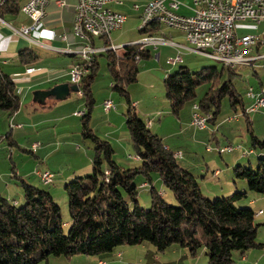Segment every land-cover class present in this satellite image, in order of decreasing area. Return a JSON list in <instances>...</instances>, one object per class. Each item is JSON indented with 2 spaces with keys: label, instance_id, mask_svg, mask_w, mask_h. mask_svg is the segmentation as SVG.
Returning <instances> with one entry per match:
<instances>
[{
  "label": "trees",
  "instance_id": "obj_1",
  "mask_svg": "<svg viewBox=\"0 0 264 264\" xmlns=\"http://www.w3.org/2000/svg\"><path fill=\"white\" fill-rule=\"evenodd\" d=\"M20 8L19 0H0V17L18 13ZM158 26L159 23H153L140 32L156 33ZM100 38L109 45L110 40L106 36ZM95 56L91 61L80 63L86 64L89 72L78 83L83 94L77 92L85 104L82 133L95 145L93 171L91 175L75 177L65 185L70 229L64 232L62 209L52 194L19 177L23 203L16 204L14 200L0 197V264H39L50 256L61 255L95 256L121 245L145 241L154 244L158 252L178 244L192 257L205 246L208 264H232L233 251L238 250L244 256L249 249L261 247L263 244L257 241L260 224L256 217L259 213L236 205V201L247 192L235 191L213 200L206 198L196 176L181 166L175 151L166 146L163 138L153 132L136 111L127 86L137 80L138 58L153 56L150 48H141L138 43L124 45L120 53H116V48L106 51L113 88L120 91L126 100V123L142 164L125 168L114 160L112 144L100 138L89 124L95 105L92 82L100 67ZM38 58L32 49L19 51V60L26 65ZM233 68L223 64L221 68L213 65L191 71L182 66L177 72L167 74L164 86L172 113L180 118L187 103L198 102L202 112L211 114L209 123L214 124L221 113L222 101L228 97L235 111L240 108L244 115H248L245 108L249 106H245L242 95L234 86L236 73ZM226 69L228 73L224 78ZM209 82L212 85L198 100V87ZM20 107L15 82L0 69V109L11 117ZM250 143L252 149L264 150V140L252 129ZM220 149L219 152L223 153ZM152 173H158L163 184L173 190L178 205L164 200L162 193L153 185ZM138 175H143L151 186L150 208H143L138 203L135 183ZM234 176L236 180H245L250 190L264 195V157L258 158L257 169L237 165ZM123 192L133 200V208L125 200Z\"/></svg>",
  "mask_w": 264,
  "mask_h": 264
},
{
  "label": "rangeland",
  "instance_id": "obj_2",
  "mask_svg": "<svg viewBox=\"0 0 264 264\" xmlns=\"http://www.w3.org/2000/svg\"><path fill=\"white\" fill-rule=\"evenodd\" d=\"M148 1L149 0H125L124 4L116 5L115 9L117 8L116 10L123 11L121 13L125 12L128 16V20L125 25L119 31L113 33V35H120L124 41H139V38H141V32L139 31L143 24L141 18L144 7L141 10L136 9L134 3H138L142 7V5L144 6ZM181 1L184 5L180 12L192 16L194 11L191 13V10L185 8V4L192 5L193 0ZM157 23H159V25H164L161 21H157ZM165 30L171 32L172 35L174 34L177 40L184 39L183 35L173 30V28L165 27ZM168 47L171 55L170 58L179 54L178 49L174 46ZM121 49L122 48L119 50ZM150 49L153 50V47L150 46ZM261 52L264 53V45L262 46ZM180 53L183 58L182 62L173 65L170 62L166 63L165 59H163L161 62L163 68L155 57V52L151 58L140 60L138 62L139 72L137 74V80L131 82L127 86L130 97L134 96L135 98H141L143 108L150 111L155 106L158 107L161 105L162 99H167L164 86L166 73H175L182 66L188 67L191 71H198L206 66L216 65L221 68L223 65L221 61L206 57L198 52L181 50ZM80 57L82 58V55H80ZM98 61L100 63L99 71L92 82L95 105L89 123L90 127L100 138L112 144L115 150L113 158L118 164L125 168L140 166L142 164L141 159L135 161L133 158H129V155L130 157H136L137 154L126 123L125 113L128 108L126 100L120 91L113 88V77L108 67L106 53L98 55ZM169 68L173 69L172 72L169 71ZM233 70L236 73L233 80L234 86L242 95L244 104L247 106L250 102V98L247 95L249 87H256L260 82H264V56L253 61L251 64H238ZM227 73L226 69L224 78L227 77ZM211 85L212 83L209 82L198 87V100L204 96ZM53 86H55V83L46 84L45 88ZM35 90L36 87L30 91V95L25 102L23 98L21 99L20 122L23 126V128L20 129L21 137L19 140L21 145L12 146L14 153L13 160L17 162L19 167H24L30 172V177H28L30 183L50 192L54 200L61 206L64 232L67 233L70 229L71 219L65 185L75 177H85L92 174L95 145L91 139L85 138L82 133V115L75 114V112L84 110L85 108L83 100L79 99V95L76 91H72L71 95L66 99L57 101L51 108L36 111L33 110L38 104L33 99V92ZM155 96L156 99H154ZM105 98L113 99L116 109L109 112L105 111L103 106ZM190 111L191 103H187L182 110L180 118H178L172 113L168 102V107L164 114L168 115L165 117L159 129L162 134L161 137L164 136L163 140L172 144V150L179 146L184 155L183 158L179 159L181 166L196 176L203 188L204 196L209 200L231 195L235 191L244 192L243 190H234L228 195H219L221 191H216L218 189V185L216 186V184L219 180L223 182L228 171L234 176V168L237 165L252 166L254 169L258 168V158L264 157V150L251 148L250 129H252L256 136L264 140V107L259 112L244 115L240 108L238 111H235L231 107L229 98L226 97L222 101L221 113L216 123H209L208 127L204 130L191 127L186 131L187 136L189 135L190 138H186L184 133L177 135L176 132L180 130V122H182L183 119H188ZM0 114L7 120V133L9 131V121L12 116L10 117L7 112L1 110ZM138 114L140 113L138 112ZM236 114H238V119L232 121L228 120L229 117ZM148 117L154 119L156 124L158 123V117L156 115H149ZM249 121H251V125H249ZM152 131L155 132L154 130ZM212 131H215L216 139L212 138ZM196 132H198L197 137H195ZM34 140H38L37 142L40 141L42 145H51V147H49V151H51L49 154L50 161L41 163L42 160L39 156L42 158L43 155L35 153L36 156H34L27 151L30 150L29 146L33 144L32 142ZM6 143L8 142L6 141ZM227 145L234 146V151L220 153L217 149L218 147ZM207 146H211L213 149L208 150L206 149ZM243 152L246 153L245 156L247 157L245 161L235 165L231 170H227L225 163L242 155ZM1 156L9 159L10 150L7 152H0V157ZM23 157L24 160H22ZM84 166L87 167L84 169ZM104 167H106V165H104ZM75 169L79 171L74 173ZM216 169L223 170L219 177L213 175ZM37 170H50L55 174L54 181L50 184H45L35 175ZM64 178H67L66 181H63ZM152 178L153 185L159 192L161 189L167 192V194L163 196L164 200L169 204L178 205L179 202L173 190L163 184L159 174L152 173ZM236 181L240 183L245 180L240 179ZM145 182L147 185L143 186L142 184ZM135 183L138 188L137 199L139 205L143 208H150V184L143 175H138L135 179ZM123 194L130 208H133L134 202L129 194L126 192H123ZM255 197L256 199H253ZM253 200L256 204H253ZM236 205L240 208L253 209L255 212L260 208L264 210V195L248 188L247 195L237 200ZM256 221L260 224L257 241L263 245L261 247L249 249L245 252L244 256L238 250L233 251L234 261L232 264H264V213L257 216ZM119 250L124 252L125 260L118 264H208L209 259L205 246L199 249L197 256L192 257L186 248L178 244H173L165 251L158 252L154 244L149 241L136 245H121L103 254H111ZM95 256L85 254H77L70 257L63 255L50 256L48 260H43L39 264H81L83 259H91Z\"/></svg>",
  "mask_w": 264,
  "mask_h": 264
},
{
  "label": "crops",
  "instance_id": "obj_3",
  "mask_svg": "<svg viewBox=\"0 0 264 264\" xmlns=\"http://www.w3.org/2000/svg\"><path fill=\"white\" fill-rule=\"evenodd\" d=\"M26 1L27 0H19L20 6ZM77 2L78 0H65L66 4L64 6L58 5L56 2H51L47 6V13L44 19L38 24V26L35 29L31 30L30 39L15 34L13 30L11 29V27L8 25V24H12L15 27H20L22 25L32 24L31 18L25 15L21 10H19L18 13L7 14L3 18L1 17L0 19V69L4 73L8 74L15 82L16 89L20 96V101L23 98V101L25 102V100H27L30 95V91L34 89L35 87H36V90L33 92L34 100H35L36 92L45 91L51 88V87L45 88L46 84L55 83V85H57L59 83L71 82L70 71L73 70V68L77 66V64H80L82 62L83 57L82 58L80 57V53L70 51L72 49L78 48V47H69L72 42H69L68 40L59 39L57 38V36L63 35L66 31H70L72 29V25H73L74 17H75V6ZM124 2L125 0H110L108 3V7L118 12L120 10H116L117 8L115 9V6L122 5L124 4ZM135 4H138V3H134V5ZM138 5H139V8H138L139 10H141L145 6V4L144 6L142 5V7L140 6V4ZM192 5L185 4V8L191 10V13H192V9H191ZM120 12H123V11H120ZM124 14L127 16L125 12ZM181 14H185V13L182 12ZM125 23L123 24V26L125 25ZM165 27L164 25H159L156 33L166 36L173 43L181 44L182 47H178L171 43L160 45L158 48L153 47V50L151 49L152 54L154 52L156 53L155 57L157 58L161 66H162L161 62L163 59H165L167 63L169 62V58L171 57L168 46H171V47L174 46L176 49H178V52L179 50L180 51L185 50L188 52L191 51L189 49L191 48V45H189V43L187 42L185 34L182 31L173 29L176 32L181 33L184 37L183 40H177V38L174 37V34L172 35L171 32H168L167 30H165ZM120 29L114 30L110 34V38H108L110 40L109 45L110 44L126 45L130 43H134V41H136V40H129V41L125 40L124 41V39H122L120 35L118 34L113 35V33L119 31ZM261 30H262V26L255 27L252 24H245V25L239 26L240 33L254 32V31H261ZM49 36H52V37L49 38ZM141 37H143L142 33H141ZM91 42L96 47L107 46L105 44L104 38L94 37ZM262 46L263 45L257 46L255 48L254 53H262L261 52ZM147 48H150V46H148ZM22 49L34 50L39 56L38 60L28 65L20 62L19 51ZM102 53H106V52H99L95 54L96 55L95 59L98 60V55H101ZM173 65H176V64H173ZM29 68H32L33 70L28 71ZM172 70H173L172 68H169V71L172 72ZM167 74H169V72L166 73V75ZM263 84L264 82H260L258 86L263 85ZM131 98H132L131 100L133 101L136 111L140 113L139 115L145 120L148 127L151 130H154L155 133L161 136L162 134L159 129L161 128L162 123L165 120V117L168 115V114L164 115L168 107V102H169L168 99H162L161 105H159L158 107L155 106L152 110L149 111L148 109L143 108V105L141 104V101H142L141 98H135L134 96H131ZM154 99H156V96L154 97ZM57 101L59 100L55 99V97H52V96L46 97L44 102L36 101L38 104L33 108V110L37 111V110H45L47 108H51L54 104H56ZM0 110L3 112H6L2 109ZM149 115H156L158 117V123L156 124L154 119L148 117ZM188 115H189L188 119H183V121L180 122V130L176 132L177 135L184 133L186 138L189 137V135L187 136V133H186L187 129L191 127H195L191 123L192 104H191V111ZM20 116H21V112L19 109L18 112L14 114L11 120L9 121V131L6 133V131L8 130V123H7V120H5V117L0 114V150H2L0 152H4V151L7 152L8 150H10L9 159L4 158L2 156L0 157V197H6L9 200H14V203L16 204H22L24 201V193H23V188L20 184V178L22 177L29 182L28 177H30V172H28L24 167H19L17 162L16 161L14 162L13 160L14 153H13L12 146L21 145L20 144L21 142L19 140L21 137L20 129H22L23 126L22 127L12 126L11 122H13V124L15 125H19V124L22 125L20 122L21 121ZM144 117L147 119H145ZM201 130H204V129H201ZM214 132L215 131H212V135H213L212 138L216 139ZM8 134L9 136H7ZM197 135H198V132L195 133V137H197ZM163 137L164 136H162V138ZM6 141L8 143H6ZM34 141L37 142L38 140H34ZM34 141L32 143H34ZM164 143L166 144L168 148L172 149V144L167 143L165 141ZM29 147H30V150H27V151L33 154L34 156H36L35 153L43 155L44 158L43 157L41 158V156H39L40 159L42 160L41 163H43L44 161L46 162L50 161L49 160V154L51 152L49 151V147H51L50 144L42 145V143L40 142V145L38 146L36 151L31 150L32 148L31 144ZM173 150L175 152L182 151L179 148V146ZM224 152H227V151H224ZM245 155L246 153L243 152V154L238 156L237 158L231 159L229 160V162H226L225 163L226 169L231 170V168H233L235 165L243 163L245 159L247 158ZM183 156L184 155L182 154V156L179 157L178 159L183 158ZM129 158H133L135 161L139 160L137 155L136 157H130L129 155ZM22 160H24V157L22 158ZM86 167L87 166H84L83 168L85 169ZM39 171H42V170H37L35 173V175H37L38 177H39L38 175ZM77 171L79 170L75 169L74 173H77ZM222 172L223 170L216 169L213 175L219 177L222 174ZM67 178H64L63 181H66ZM217 185H218L217 187L218 189L216 191L218 190L221 191L219 195H228L232 193V191L234 190H243L247 192V189H248V184L246 183V181H241L240 183H238L234 179V176L232 173H230V171H228V173L226 174V177L223 180V182L219 180L216 186ZM202 191H203V188H202ZM160 193H162L163 196L167 194V192L163 189L160 190ZM253 199H256V197ZM252 202L253 204H256V202L254 203V200ZM257 212L259 214H263L264 210L263 208H260ZM247 259H248V256H247ZM101 260L105 261L106 264L121 263L125 260L124 252L119 250L111 254L96 255L95 257H92L91 259H83L81 264H99V261Z\"/></svg>",
  "mask_w": 264,
  "mask_h": 264
},
{
  "label": "built area",
  "instance_id": "obj_4",
  "mask_svg": "<svg viewBox=\"0 0 264 264\" xmlns=\"http://www.w3.org/2000/svg\"><path fill=\"white\" fill-rule=\"evenodd\" d=\"M110 0H78L75 6V17L70 31H66L63 35L57 36L62 40L72 42L69 47H80L89 50V54H97L106 52L108 48H116V53L122 51L124 45H107L105 47H96L92 44V37L106 36L110 38V34L120 29L126 22L128 17L112 15V9L108 7ZM51 2H56L60 6H64L65 0H27L21 5L20 10L32 20L31 25H22L15 27L8 24L13 32L17 35L30 39L31 30L35 29L44 19L47 13V6ZM181 0H149L143 8L142 21L146 20L152 13H171V20L167 23V27L182 31L186 40L191 45L189 48L193 52H198L209 58H221V62L225 66L232 67L235 62H247V58H262V53H254L255 48L264 45V0H193L191 6L192 11H200L201 19H195L187 25H176L175 16L180 12L183 6ZM136 9L138 4L134 5ZM1 19V17H0ZM204 20H222L223 28H214L208 33H193L191 25ZM252 24L255 27L262 26L261 31L240 33L239 26ZM43 31V30H42ZM41 31V33H42ZM52 36H49L51 38ZM141 45V48L152 46L158 48L163 44H174L182 47L181 44L173 43L162 34L143 33V37L139 41L134 42ZM122 48L121 50H119ZM138 58V57H137ZM86 62V59H82ZM138 61L140 59L138 58ZM183 58L179 51L173 58H169V62L176 64L182 62ZM29 68L28 71H32ZM89 72V67L77 64V70H71V83L78 84L81 79ZM82 95L81 90L78 91ZM250 98L249 107L245 108V112L249 114L256 113L264 107V84L258 87L251 86L247 90ZM105 111L109 112L116 109L113 99H105L103 102ZM85 110L75 112L76 115L84 114ZM211 114L201 111L200 104L195 102L192 104L191 123L199 129L208 127ZM238 119V114L229 117V121ZM12 126L22 127V125ZM40 142L32 144V151H36ZM218 148H228V152L234 151V146L227 145ZM212 150L211 146L207 147ZM181 151L174 153L175 157L182 156ZM108 175L109 172L107 171ZM38 175L45 184L52 183L55 174L50 170L39 171ZM147 185V183H144ZM261 214H257L259 216ZM99 264H106L105 261H99Z\"/></svg>",
  "mask_w": 264,
  "mask_h": 264
},
{
  "label": "bare ground",
  "instance_id": "obj_5",
  "mask_svg": "<svg viewBox=\"0 0 264 264\" xmlns=\"http://www.w3.org/2000/svg\"><path fill=\"white\" fill-rule=\"evenodd\" d=\"M112 15H119L121 17H127L124 13L117 12L112 10ZM143 18V15H142ZM195 19H201V12L200 11H194V14L192 16H188L186 14L176 13L175 16V24L176 25H187L189 22ZM171 20V13H152L151 16H149L146 20L143 21V24L140 29L147 28L151 26L153 23H157V21H161L165 26H167V23ZM214 28H223V21L222 20H214V23L212 20H204V22H199L196 24L191 25V32L193 33H208L209 30H214ZM70 51L80 53L86 61H91L94 59L95 54H89V50H85L84 48H75ZM264 55H262L263 57ZM216 60L221 61V58H213ZM253 61H255V58H247V62H235L232 67H236L238 64H251ZM73 70H77V66L73 68ZM83 115V114H79ZM221 152L228 151V148H222L220 149ZM53 181V179H52ZM262 213V212H261Z\"/></svg>",
  "mask_w": 264,
  "mask_h": 264
},
{
  "label": "water",
  "instance_id": "obj_6",
  "mask_svg": "<svg viewBox=\"0 0 264 264\" xmlns=\"http://www.w3.org/2000/svg\"><path fill=\"white\" fill-rule=\"evenodd\" d=\"M80 87L78 84H70V82L59 83L48 90L38 91L35 93V100L44 102L46 97H55L57 100H63L68 97L72 91L78 92Z\"/></svg>",
  "mask_w": 264,
  "mask_h": 264
}]
</instances>
